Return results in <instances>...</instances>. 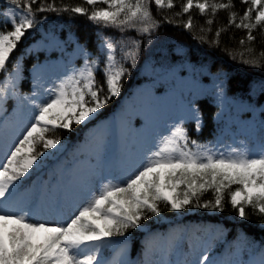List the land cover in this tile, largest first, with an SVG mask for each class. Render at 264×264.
<instances>
[{"label":"snow or ice","instance_id":"snow-or-ice-1","mask_svg":"<svg viewBox=\"0 0 264 264\" xmlns=\"http://www.w3.org/2000/svg\"><path fill=\"white\" fill-rule=\"evenodd\" d=\"M239 2L236 10L234 0H185L175 15L211 13L198 38L210 47L233 27L246 33L241 45L254 42L256 30L264 40V0ZM153 4L177 7L174 0H0V264H264V72L249 71L264 68V51L248 58L254 49L244 48L219 63L193 60L183 48L154 58L159 30L173 21L154 17ZM219 10L228 23L208 40ZM77 15L97 27L95 41L73 29ZM182 27H193L191 16ZM133 73L144 82L118 113L101 118ZM208 107L216 109L212 139L201 140ZM89 124L71 161L32 179L67 151L49 130ZM209 190L213 198L202 199ZM226 193L232 217L195 226L192 258L181 260L189 226L177 222L223 213ZM154 220L175 226L153 231ZM137 232L143 239L132 259Z\"/></svg>","mask_w":264,"mask_h":264},{"label":"trees","instance_id":"trees-1","mask_svg":"<svg viewBox=\"0 0 264 264\" xmlns=\"http://www.w3.org/2000/svg\"><path fill=\"white\" fill-rule=\"evenodd\" d=\"M177 7H174L172 9H167L166 7L163 10H158L156 6L152 5V11L153 15L156 18L160 17H167L168 19L172 20L173 23H166L164 26L159 30L158 32V39L156 40L155 44L153 45L151 49V53L154 58H160L162 56H172L173 53H175L177 50L183 48L185 50H188L193 60H202L209 63L215 62L219 63L221 61H229V53L233 51H240L244 48H253L254 51L251 53V55L248 58L251 57H260L261 52L264 51V40L261 39L259 35V31H254V35H256L257 39L249 43L245 39V43L241 45L239 43L240 39L242 37H246V33L244 30L236 29L233 27L229 32L224 33L220 37V44L219 47H210L207 43H200L199 37L201 35H204V33L201 32V27L204 29H207L209 27L208 24L205 23V21L211 17V13H208L207 15H202L199 13L198 9L193 8L190 10L187 14H181L179 16H176L175 14L180 12L179 5L185 0H174ZM209 2H212V0H209ZM218 2H226V0H218ZM57 3H60V0H57ZM63 3L69 4L72 6H75L76 4L83 3V0H63ZM234 3L236 4V10H240L241 5L239 0H234ZM192 17L193 21V27L191 29H184L182 27V23L187 21L188 17ZM65 20H67V15L63 17ZM214 20L213 24L211 25V32L207 33V39L212 40L215 34V31L218 27H223L228 23V13L224 10H219L214 17H212ZM73 29L80 35L81 39H88L90 42L95 41L96 34H97V27L90 23L86 17L77 15L74 22L72 23ZM107 32L109 34H112L119 38V33H117L114 29H108ZM129 36H135L136 33L129 32ZM195 37V38H194ZM23 47V45H21ZM18 55V52H17ZM43 59V57H41ZM28 64L31 63V61L27 62ZM250 72L254 74H259L260 72H264V68H255V69H249ZM144 82V77L141 76L138 73H133L130 81H128L125 84V92L124 94L117 98L112 100L108 107L104 110L102 113L101 118H106L114 113H118L121 103L124 101V97L128 94V92L131 89H134L138 86V84ZM160 88H165L164 85H158ZM24 91H29L27 84L24 86ZM158 95H162L163 93H157ZM10 104L12 102H9ZM216 111L215 107H208L206 108V124L203 129V132L201 133L200 139L201 140H208L212 139V136L210 135L214 125L211 120V115ZM9 112H11V108H9ZM0 115H3V113H0ZM244 119H248L249 116L245 115L243 117ZM137 118L133 117V126L138 128L140 127L139 124L136 123ZM93 124H89L87 128H79L74 129L72 132H68L66 130L57 129L55 130V134H57L58 137L64 138L66 137V143L67 145V152L71 155V158L73 159L74 153H76V146L79 144H82L85 140L86 134L88 132V129L93 127ZM49 131L47 132V134ZM237 141L240 139H244L243 136H237L235 138ZM226 144L232 143L231 139L225 140ZM80 159H87V154L85 153ZM53 168H47L44 170H41L38 174H34L33 178L36 179L37 175H39L40 178H43L44 174L49 173ZM235 186H233L234 189ZM213 195L211 190L206 192L202 199H212ZM226 200V208L223 213H207L204 211H200L195 214H186L177 222L181 226L188 225L190 235H195L196 238V232H195V226L201 225V224H214L217 221L220 220H226L230 219L232 217L233 209L231 208V205L227 203V193L225 195ZM246 211L249 213V219L252 223H256L260 217L258 215L252 214L251 208H246ZM168 218H172V214H167ZM175 224L170 225L167 220H161L159 222L153 221L152 222V229L153 231L157 232H167V230L170 227H174ZM254 231L259 234L258 229H253ZM187 233V234H188ZM186 234V235H187ZM193 237L185 238V243L183 247L181 248V252L185 251L188 247V242L195 240ZM143 239V234L141 232H137L133 238L132 241V248H131V258L135 259L140 248H141V241ZM217 251H221V249H217ZM188 257H183V259Z\"/></svg>","mask_w":264,"mask_h":264},{"label":"rangeland","instance_id":"rangeland-1","mask_svg":"<svg viewBox=\"0 0 264 264\" xmlns=\"http://www.w3.org/2000/svg\"><path fill=\"white\" fill-rule=\"evenodd\" d=\"M47 136L50 137V138L58 137L57 134H55V132L53 130H49V133L47 134ZM189 245H190V248H191V244H189Z\"/></svg>","mask_w":264,"mask_h":264}]
</instances>
